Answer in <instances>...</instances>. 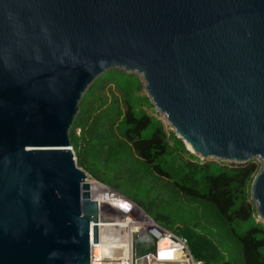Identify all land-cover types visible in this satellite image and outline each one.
I'll list each match as a JSON object with an SVG mask.
<instances>
[{"label":"water","instance_id":"95a60500","mask_svg":"<svg viewBox=\"0 0 264 264\" xmlns=\"http://www.w3.org/2000/svg\"><path fill=\"white\" fill-rule=\"evenodd\" d=\"M110 69L200 160L257 159L264 220V0H0V264H123L122 214L89 199L68 136ZM133 247L157 263L149 234Z\"/></svg>","mask_w":264,"mask_h":264},{"label":"trees","instance_id":"16d2710c","mask_svg":"<svg viewBox=\"0 0 264 264\" xmlns=\"http://www.w3.org/2000/svg\"><path fill=\"white\" fill-rule=\"evenodd\" d=\"M134 74L110 69L85 90L68 136L77 167L186 241L202 264H264L250 185L259 170L201 161L147 111Z\"/></svg>","mask_w":264,"mask_h":264},{"label":"bare ground","instance_id":"6f19581e","mask_svg":"<svg viewBox=\"0 0 264 264\" xmlns=\"http://www.w3.org/2000/svg\"><path fill=\"white\" fill-rule=\"evenodd\" d=\"M164 118H165V116H164ZM188 149L190 151H192L191 148H188ZM194 155L199 156L198 154H194ZM83 182H86L88 184V186H89V189H88L89 199H91V200H93L95 202H106V203H108L110 205H114L115 203H117L118 207L116 209L120 213L123 212L125 214L126 212H129V213H127L129 215L131 213V211L134 212L133 207L131 208L127 204H125L123 206L122 202H124V200H121V201L118 200L119 202L118 201L116 202L113 199L115 195L113 196L111 191H109V189H107L106 187L102 186L101 184H99L97 182L89 181L87 178H85ZM113 201L115 203H112ZM143 219H144L143 220L144 223H147V225H150L149 224L150 223L149 220L147 221V219L144 218V217H143ZM260 220L264 222V220H262V219H260ZM129 221L130 220H128V219H124L123 220V225H122L123 226V259H122L123 260V264H132V263L135 262L134 259H136V255H135V251H134V247H133V240L129 241V237H128L129 234H130V236H131L132 233L134 234L133 230H130V228H131L130 225L132 223H130ZM144 233H146L147 235L149 234V236L152 239H154L155 243H157V248L159 250H166L167 249V251H169L170 249L171 250L177 249L176 246H172V244L169 245L170 243H168L167 241H163V238H162L163 234L160 233L157 230H154L152 227L142 228V230H140L138 232V234H136L135 236L132 234V237H139V235L144 234ZM143 241H144V238H143ZM143 245H145V243H143ZM149 256L150 255L146 254V258L147 257L149 258ZM154 260L157 263L163 262V263H166V264H186L187 263L185 260L181 261V262L174 261L173 258H169V259H166V260H160V259H157L156 257H154ZM157 263H155V264H157Z\"/></svg>","mask_w":264,"mask_h":264},{"label":"rangeland","instance_id":"374dc122","mask_svg":"<svg viewBox=\"0 0 264 264\" xmlns=\"http://www.w3.org/2000/svg\"><path fill=\"white\" fill-rule=\"evenodd\" d=\"M134 75H136L139 79H140V81L142 82V84H143V89H142V91H141V94H143V95H146V93H145V90H144V83H143V81H142V79H141V77L139 76V75H137V74H134ZM153 106V105H152ZM147 113L150 115V116H153V117H156L157 118V120H159L162 124H163V126H164V130L167 132V131H172L171 130V128H170V126L167 124V122H166V120H165V118H164V116L162 115V114H160V113H158L155 109H154V107H153V111L151 112L150 110L149 111H147ZM194 157H196V155H194ZM198 158V157H197ZM201 161H212V162H221V161H218V160H215V159H210V158H208V159H205V160H201ZM253 162H255V163H257L259 166H260V163H259V161L257 160V159H253L252 160ZM223 165H238V164H234V163H227V162H221ZM87 179L89 180V181H92V182H96L95 180H93L92 178H90L88 175H87ZM98 183V182H97ZM111 191V190H110ZM115 195V196H114ZM119 195V194H118ZM118 195H116V194H113V196H114V200L117 202L118 200L119 201H121L122 200V198H120ZM121 199V200H120ZM118 201V202H119ZM128 201V200H127ZM112 203H115L114 201L112 202ZM123 203V206L125 205V204H127L129 207H133V210H134V212H132L131 211V213L129 214V215H125V214H122V220H124V219H128V220H130L129 222L130 223H132L130 226H131V228H130V230H133L134 228H136V227H139V228H148L149 226L147 225V223H144V219H143V217L144 218H146L147 219V221H148V219H150L139 207H137V206H135L134 204L132 205V204H130V201H128V202H122ZM116 204V205H115ZM114 205H110V206H112L114 209H116L117 207H118V204L117 203H115ZM131 205V206H130ZM117 210V209H116ZM119 212V211H118ZM129 213V212H128ZM140 214V215H139ZM256 222H259V224H262L263 226H264V222L263 221H261L259 218H258V216H257V214H256ZM151 220V219H150ZM152 221V220H151ZM162 229V228H161ZM129 241H132L133 240V237H132V234H131V236H130V234H129ZM154 240V239H153ZM172 243H170L169 245H171ZM169 250V249H168ZM154 257H156L157 259H160V260H166V259H169V258H173V260L174 261H177V262H181V261H184L185 259H183V256H182V252L179 250V249H173V250H169V251H167V249L166 250H159L158 248H157V243H155V248H154ZM187 262V261H186ZM132 264H134V263H132ZM188 264V263H187Z\"/></svg>","mask_w":264,"mask_h":264},{"label":"built area","instance_id":"2783aa9c","mask_svg":"<svg viewBox=\"0 0 264 264\" xmlns=\"http://www.w3.org/2000/svg\"><path fill=\"white\" fill-rule=\"evenodd\" d=\"M110 191V190H109ZM112 194H116L118 195L117 193L111 191ZM120 198H122V200H124L125 202H128L125 198H123L122 196L118 195ZM121 200V199H120ZM130 204L133 205V203L130 202ZM122 214H124L123 212H121ZM128 212L125 213V215H128L127 214ZM150 221V225H148L149 227H152L154 230H157L159 231L160 233L163 234V241H167L168 243H172V246H176L177 249H179L181 252H182V256H183V259H185V261H187L188 264H202L201 261H196L194 259H192V256L190 255L188 249H187V246H186V241L184 239H181V238H178L176 236H174L173 234H171L170 232L168 231H165L163 229H161L160 227H158L153 221H151L150 219H148ZM142 230V228H139V227H136L133 229V232H134V236L136 234H138V232Z\"/></svg>","mask_w":264,"mask_h":264}]
</instances>
